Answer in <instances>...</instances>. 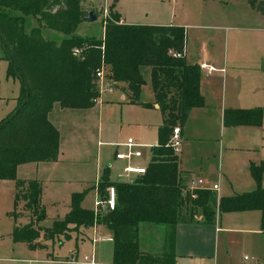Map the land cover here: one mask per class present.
<instances>
[{"label":"trees","instance_id":"obj_1","mask_svg":"<svg viewBox=\"0 0 264 264\" xmlns=\"http://www.w3.org/2000/svg\"><path fill=\"white\" fill-rule=\"evenodd\" d=\"M241 1L264 14V0ZM9 9L19 13L11 14ZM87 12L81 9L79 0H0V48L7 61L6 72L19 83L15 106L0 119V181L13 183L14 205L21 202L29 220L13 231V241L35 248L39 232L47 241L68 239L69 232L97 224L111 233L112 264H173L172 254L139 251V224L173 229L179 223L194 221L196 216L203 223H211L216 212L258 211L260 231L264 233V188L260 186L264 160L249 164L255 185L250 192L216 199L208 190L189 189L182 183L168 136L172 127L184 123L190 108L203 105L198 89L200 67L184 57V27L118 23L119 16L114 13L105 20L99 37L81 36L75 31ZM26 15L35 17L38 23L28 32L22 24ZM41 26L65 37L59 42L46 40L41 36ZM73 48L78 49L77 54L72 53ZM101 64L114 84L124 85L129 101L143 106L151 105L139 99L143 75L149 72L150 91L161 123L156 128L155 143L149 146L144 174L128 182H112L104 169L96 193L99 201H105L106 188L113 187L111 210L83 209L80 202L84 193H74L63 218L54 220L48 228L38 227L37 221L43 219L40 184L16 179V167L56 160L59 136L48 113L54 103L60 108L91 107L98 96L94 73ZM263 111L264 106L225 108L222 124L258 126Z\"/></svg>","mask_w":264,"mask_h":264},{"label":"crops","instance_id":"obj_2","mask_svg":"<svg viewBox=\"0 0 264 264\" xmlns=\"http://www.w3.org/2000/svg\"><path fill=\"white\" fill-rule=\"evenodd\" d=\"M231 1L240 2L241 0ZM251 11L253 12H251V20L255 22L259 20L264 24V14H259L252 9ZM235 15H226L223 21L226 19L233 20ZM258 15L261 18H257ZM191 17L198 23L183 24V26L173 24L170 20L162 22L163 25L186 26V30L189 26L193 27L197 33L199 44L195 48L186 45V41L184 44L185 60L200 67L198 89L203 97V105L190 108L184 123L178 126L181 145L176 156L182 183L186 184L197 173L195 172V164L198 161L199 169L200 167L203 168V171L200 170L199 172L207 182L206 189L213 193L216 199L223 195L233 196L250 192L255 185L248 170L249 164H256L264 160L257 154V144L263 141V138H259L257 129L264 123V113L258 126H224L221 115L225 108H252L264 104V72L260 69V65L264 61V37L253 42L252 49L242 50L238 45L239 36H236L238 34L237 27L222 25L213 28L204 25L202 23L204 16L197 12H192ZM119 20L121 23H127L120 15ZM83 21L87 20L83 19L79 24ZM218 28L221 32L217 30L218 32L207 33L205 31H216L215 29ZM251 30L260 31L264 34V27L263 29L251 27ZM201 63L205 64L206 67H201ZM208 66L212 69H207ZM118 86H120V90H117ZM139 99L141 102L151 103V105L143 106L131 103L124 85L117 82L113 83L111 90L102 91L89 108H60L54 103L48 113V119L57 129L59 136L56 160L18 164L15 171L16 179L32 180L31 173H33L34 177L46 179L47 182L74 183L80 187V190H74V193H79L81 190L87 192L80 202L81 208L94 210L95 203L99 201L96 183L102 170L107 169L110 181L120 182L117 175L127 163L125 160L114 159V152L125 149L124 143L127 138H131L144 148L146 147L148 152L149 146L156 141V128L161 123V114L157 105L153 103L152 93L151 101H144L140 94ZM112 100H119L117 103H120L117 112L118 122L120 132L124 131V135L119 141L117 135L112 133L102 121L103 107H106L105 103L107 102L109 107L110 103L113 102ZM66 109L79 110L80 112H74L70 117L67 130L62 135L60 127L67 122L63 119L64 116L68 115L63 113V110ZM104 109L107 111L106 108ZM130 109H134L136 116L127 120L125 117ZM60 116H63L62 119ZM108 125L112 127L111 124ZM134 125L135 129H123L125 126ZM226 128L228 130H224ZM217 130H219L220 135L215 137ZM237 137L242 138V143L236 142ZM123 138H125L124 141ZM192 140H203L208 144L203 147H190ZM93 142L96 145L94 154L91 150ZM100 146L113 148L111 160L102 158ZM140 147L137 148L139 151ZM227 149L241 151L242 157L239 159L237 167L225 175L221 171L222 166L219 162ZM141 157L142 152L140 151V156L132 157L128 163L145 167L147 161L141 163ZM215 162H218L217 170L209 172V169H213ZM22 167L27 170L26 176L18 175L17 171ZM187 167L193 168L188 170ZM212 185H216V190H210ZM224 185L229 186L232 194H226ZM260 186L264 188V173L260 179ZM89 197L93 201L91 207L86 205ZM201 220L200 216H196L194 221L179 223L173 229L166 226H151L146 223L139 224L138 249L140 252L149 255L172 254L173 264H236L235 255L237 252L246 249L251 254L250 262H240V264H264V233L260 231V213L258 211L222 214L216 212L211 223H203ZM68 236V239L74 236L76 243H79L78 246H75V252L69 257L73 256L77 259V257L83 258L85 256L88 260L91 259L93 264H112L111 234L104 226L94 224L89 228H78L76 231L69 232ZM108 237L110 238L109 241L104 240ZM38 239L41 241L40 245L31 252L35 255L40 246L44 247L45 243L49 242L42 238V232ZM84 240L88 243L87 249H83ZM26 261L28 263L38 262L36 259ZM66 261L59 263L52 260H42L41 262L43 264H70Z\"/></svg>","mask_w":264,"mask_h":264},{"label":"rangeland","instance_id":"obj_3","mask_svg":"<svg viewBox=\"0 0 264 264\" xmlns=\"http://www.w3.org/2000/svg\"><path fill=\"white\" fill-rule=\"evenodd\" d=\"M231 1V0H79V6L84 11H94L97 14V18L92 21H83L78 25L76 29V33L81 36H96L102 34L103 24L106 19H110L112 14H119L123 20L129 24H159L163 25V21L170 20L173 24H197L196 20H193L191 17L192 12H197L198 14H202L204 16L202 23L207 26H211L213 28L219 27L222 25H230L237 27L236 36H239V48L242 50L252 49L253 42L258 39H262L264 37L263 33L260 31L251 30V27L262 28L264 24H262L259 20H251V9L248 4L244 1ZM103 8L106 9V14H103ZM11 14H18L19 12L16 9H9ZM94 12L92 14H94ZM253 13V12H252ZM190 14V16H189ZM236 14L233 20L226 19L223 21L224 16ZM255 14V13H254ZM118 15V16H119ZM87 16V15H86ZM85 16V17H86ZM257 16V15H256ZM257 18H261L258 15ZM120 23L119 17L117 20ZM23 28L26 32H28L31 28L38 25L36 18L31 15L23 16L22 19ZM179 25V26H180ZM184 26V25H183ZM185 28V41L186 45L192 48H195L198 44L197 42V33L193 27ZM216 31L205 30L207 33H214L221 30L215 29ZM218 30V31H217ZM41 36L46 40H51L55 42H59L65 36L53 29L47 27H40ZM199 45V44H198ZM222 50V47L220 48ZM7 61L3 57V52L0 48V119L4 118L15 106L16 98L19 94V83L15 77H12L6 72ZM246 67V65H245ZM243 69V68H242ZM245 69V68H244ZM261 71L264 72V61L260 65ZM228 72V69H227ZM144 83L141 85L140 89V97L144 99V101H151V92L149 86V72L146 70L144 75ZM120 86H118L117 90ZM110 103L108 107L107 103H105L106 107H103V115L102 121L105 125L108 126L109 130L112 133L117 135V139H119L124 135V131L120 132L119 122H118V101H114ZM111 106H113L111 108ZM117 106V107H116ZM264 106H255L262 107ZM89 108V107H88ZM107 111H105V109ZM244 109V108H241ZM96 111V110H95ZM74 112H80L79 110H63V113L68 114L67 116H60V118L66 120V124L61 126L62 135L67 130L68 121L71 119ZM264 113V111H263ZM70 114V115H69ZM78 114V113H77ZM82 114V113H79ZM158 114V113H157ZM107 115V116H106ZM263 115V114H262ZM134 109H130V111L126 115V119L130 120L135 117ZM159 118V117H158ZM108 124H111L112 127H109ZM124 130L135 129L134 126H125ZM224 130H228L227 128ZM238 130V129H237ZM259 138H263L262 142H258L257 144V154L258 157L264 159V123L257 129ZM238 132V131H237ZM236 132V134H237ZM235 134V136H236ZM220 135L219 130L215 132V137ZM135 139V138H133ZM125 138H123V141ZM242 143V138L237 137L236 142ZM208 143L203 140H192L190 142V147H203ZM181 145V139H180ZM96 149L95 142L91 145V150L94 151ZM101 156L103 159L111 160L113 154V148L110 146H100L99 147ZM140 151L142 152V157L140 162L143 163L148 161V149L145 147H140ZM241 151L236 149H227L223 153L222 160H220L219 164H221V171L223 174H228L229 171L234 170L237 167V163L241 156ZM200 161V160H199ZM202 161V160H201ZM204 162V161H202ZM201 162V163H202ZM147 163V162H146ZM218 166V162L214 164L213 169H209V172L212 170L216 171ZM195 175L192 176L193 180H201L202 184L200 188L204 190L207 187V182L204 178H202L201 172L203 168L198 167V161L195 164ZM189 168L193 167H187ZM27 170L22 167L18 170L19 176H26L25 173ZM220 171V170H219ZM30 174V173H29ZM32 180L39 182L40 184V201L39 204L43 210V219L37 221L38 227L48 228L51 223L55 219H61L65 215L67 211V206L70 202L71 194H74V190H80V187L74 183L67 182H47L46 179L34 177L33 173ZM90 176V175H89ZM88 176V177H89ZM135 177H130V180H133ZM115 179V178H114ZM118 181L122 182V178H118ZM125 181V180H124ZM224 189L226 190V194L231 193L229 186L224 185ZM255 188V186H254ZM222 190V189H221ZM254 190V189H253ZM79 193H84L83 197L86 195V190H81ZM242 194V193H241ZM90 195V194H89ZM222 197H229L223 195ZM87 206H93L92 198L89 197L87 202ZM17 214L16 217L13 215ZM29 222L26 214L23 213V204L18 202L16 206L14 205V186L12 182H0V264H43L42 260H52L55 262H64L68 260L69 255L75 252V246L79 245L74 240V236L70 239H60V240H52L48 243H45V246H40L39 251L35 255L31 253L35 248H29L23 242H15L12 239V233L16 228H21ZM151 226H155L153 224H148ZM109 231V230H108ZM91 233V232H90ZM111 234V233H110ZM41 235V232L38 234ZM38 236V238H39ZM36 239L34 243L36 246H39V239ZM104 240L109 241L110 238H105ZM83 249H87L88 243L84 240ZM251 254L248 250H242L237 252L235 255V263L240 264L250 262ZM73 257V256H71ZM74 258V257H73ZM36 259L38 262L28 263L26 260ZM82 257H77V261H80ZM25 260V261H24ZM40 261V262H39Z\"/></svg>","mask_w":264,"mask_h":264},{"label":"built area","instance_id":"obj_4","mask_svg":"<svg viewBox=\"0 0 264 264\" xmlns=\"http://www.w3.org/2000/svg\"><path fill=\"white\" fill-rule=\"evenodd\" d=\"M103 14H106V9L103 8ZM73 54L78 53L77 48L72 49ZM201 67H206L205 64L201 63ZM207 69H212V67L208 66ZM95 83L98 91V95L104 90H111L113 86L112 80L107 76L105 71L104 65L101 64L94 73ZM98 97V96H97ZM96 100V99H95ZM168 145L171 147L173 152L176 154L179 151L180 147V136H179V128L172 127L171 132L168 136ZM125 149L123 151L114 152L113 157L114 159L125 160L127 163L121 169L120 173L117 175L119 178H122L123 182L130 181V177H137L144 174V167L136 166V164L128 163V161L132 157H139L140 151L137 149L141 145L139 143L134 142L131 138H127L126 142L124 143ZM125 180V181H124ZM202 184L201 180H193L189 179L186 183V186L189 189H202L200 185ZM204 190V189H203ZM210 190H216V185H212ZM106 200L105 201H97L95 203L94 211L108 209L111 210L114 206V189L112 186L106 188ZM98 239V238H97ZM66 263L70 264H93V262L88 260L87 257H83L82 260L77 261L76 258L70 257Z\"/></svg>","mask_w":264,"mask_h":264},{"label":"water","instance_id":"obj_5","mask_svg":"<svg viewBox=\"0 0 264 264\" xmlns=\"http://www.w3.org/2000/svg\"><path fill=\"white\" fill-rule=\"evenodd\" d=\"M95 18H96V16H95L94 14H92L91 11H88V12H87V16L84 17V19L87 20V21H92V20H94Z\"/></svg>","mask_w":264,"mask_h":264}]
</instances>
